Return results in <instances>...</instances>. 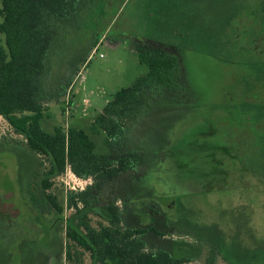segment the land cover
Wrapping results in <instances>:
<instances>
[{
	"label": "rangeland",
	"instance_id": "1",
	"mask_svg": "<svg viewBox=\"0 0 264 264\" xmlns=\"http://www.w3.org/2000/svg\"><path fill=\"white\" fill-rule=\"evenodd\" d=\"M138 47L176 56L180 88L149 92L127 124L126 141L109 147L103 134L92 135L99 153L114 149L117 158L126 142L146 160L143 171L115 184L126 201L124 221L153 226L148 245L188 257L186 264H264V178L219 148L238 144L233 132L251 126L241 123L251 113L264 128V0H80L54 27L43 126L89 131L113 95L147 73ZM212 126L217 137L204 138ZM201 143L212 151L211 177L201 172L208 164L198 154ZM43 166L0 116V264H90L82 249L65 256V223L81 216L70 198L89 178L66 170L53 179L59 219L29 200L31 191L40 195ZM82 219L106 223L91 212Z\"/></svg>",
	"mask_w": 264,
	"mask_h": 264
},
{
	"label": "trees",
	"instance_id": "2",
	"mask_svg": "<svg viewBox=\"0 0 264 264\" xmlns=\"http://www.w3.org/2000/svg\"><path fill=\"white\" fill-rule=\"evenodd\" d=\"M79 1L0 0V116L7 120L15 133L24 137L26 146L41 158V165H44L38 174L40 195L31 191L29 200L33 206L50 207L61 219L62 205L49 188L53 179L68 168L76 177L92 179L80 194L70 198V205L82 217L91 212L106 223L93 226L81 216L77 222L66 221V258H71L74 247L89 254L90 264H186L190 261L188 257H177L168 250L148 245L144 236L148 230L155 231L153 226L149 229L131 226L122 217L126 201L116 191L115 184L126 173L137 175L143 171L144 156L127 150L126 142L120 147L126 153L117 158L114 149L108 155L99 153L92 136L103 134L109 147L121 140L126 141L129 134L127 124L145 106L149 92L180 88L176 56L159 48L138 47V60L147 66V73L132 85L118 90L91 121L89 131L82 126H69L66 130L62 126H52L49 130L43 126L44 100L50 97L47 56L54 27L57 21L76 11ZM70 83L68 77L65 90ZM261 109L264 118V104ZM257 118L255 114H249L241 123H250L251 126L233 132L232 139L238 140V144L232 142L230 146L219 148L235 159L244 171L264 178V128L256 126ZM262 121L264 124V119ZM217 133L212 126L203 132V136L217 137ZM208 147L202 144L197 149L208 163L201 172L211 177L210 169L215 165L211 162L212 151ZM118 200L122 202V208L117 205Z\"/></svg>",
	"mask_w": 264,
	"mask_h": 264
},
{
	"label": "clouds",
	"instance_id": "3",
	"mask_svg": "<svg viewBox=\"0 0 264 264\" xmlns=\"http://www.w3.org/2000/svg\"><path fill=\"white\" fill-rule=\"evenodd\" d=\"M92 183V180L91 178H89V180L87 181V184H91ZM81 190H83V188H81Z\"/></svg>",
	"mask_w": 264,
	"mask_h": 264
},
{
	"label": "built area",
	"instance_id": "4",
	"mask_svg": "<svg viewBox=\"0 0 264 264\" xmlns=\"http://www.w3.org/2000/svg\"><path fill=\"white\" fill-rule=\"evenodd\" d=\"M66 103H67V106L69 107V104H68V102H66ZM66 170L70 172V169H68V168H67Z\"/></svg>",
	"mask_w": 264,
	"mask_h": 264
},
{
	"label": "flooded vegetation",
	"instance_id": "5",
	"mask_svg": "<svg viewBox=\"0 0 264 264\" xmlns=\"http://www.w3.org/2000/svg\"><path fill=\"white\" fill-rule=\"evenodd\" d=\"M167 228H168V226H167ZM171 228H169V230H170Z\"/></svg>",
	"mask_w": 264,
	"mask_h": 264
}]
</instances>
